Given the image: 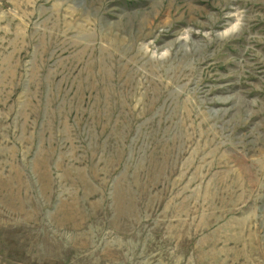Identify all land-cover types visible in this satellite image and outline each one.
<instances>
[{
  "label": "rangeland",
  "instance_id": "rangeland-1",
  "mask_svg": "<svg viewBox=\"0 0 264 264\" xmlns=\"http://www.w3.org/2000/svg\"><path fill=\"white\" fill-rule=\"evenodd\" d=\"M0 264H264V0H0Z\"/></svg>",
  "mask_w": 264,
  "mask_h": 264
}]
</instances>
